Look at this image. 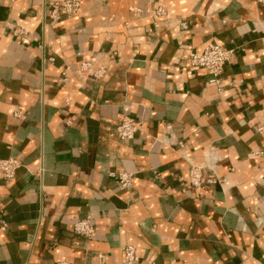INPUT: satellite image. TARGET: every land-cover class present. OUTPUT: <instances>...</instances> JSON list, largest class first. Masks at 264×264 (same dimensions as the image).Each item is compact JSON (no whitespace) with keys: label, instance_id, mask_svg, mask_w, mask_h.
Returning <instances> with one entry per match:
<instances>
[{"label":"crops","instance_id":"1","mask_svg":"<svg viewBox=\"0 0 264 264\" xmlns=\"http://www.w3.org/2000/svg\"><path fill=\"white\" fill-rule=\"evenodd\" d=\"M56 1L0 0V158L22 162L0 172V264H122L128 244L137 264H264V5ZM209 41L236 48L220 88L189 61Z\"/></svg>","mask_w":264,"mask_h":264},{"label":"built area","instance_id":"2","mask_svg":"<svg viewBox=\"0 0 264 264\" xmlns=\"http://www.w3.org/2000/svg\"><path fill=\"white\" fill-rule=\"evenodd\" d=\"M259 3L264 5V0H258ZM81 7L80 0H62L55 2V12L63 10L69 14H77ZM138 14L143 12V9H136ZM167 14V9L164 6H158L154 10L155 17L165 16ZM25 27L19 25L16 27V33H24ZM236 51L235 46H227L224 44L209 41L205 44L204 50L202 52H191L189 61L193 67H204L207 69L210 75L209 81L212 84L217 85L219 88L222 86V73L224 71L225 65L230 62L234 53ZM94 74L100 77L103 72L102 70H94L90 62H84L80 72H86ZM67 77L64 76V80ZM16 112V115H19ZM142 128L141 122L130 115H125L121 119L117 126V133L121 140L131 141L135 138L137 132ZM259 131H264V125L258 128ZM22 165V162L16 157L0 158V172L4 179L10 180L15 177L17 169ZM115 179L119 188L124 190H130L132 187L133 173L128 171L121 172H111L110 173ZM191 182L195 187L201 186L205 181L203 176L202 168L200 166L194 165L190 172ZM208 182L214 183L217 181L216 177H210L207 179ZM73 231L77 234L91 237L96 232V226L92 223L91 216H86L77 220L74 223ZM140 261V257L137 254L136 247L132 244H128L123 247V258L122 264H137ZM61 264H69L64 261Z\"/></svg>","mask_w":264,"mask_h":264}]
</instances>
